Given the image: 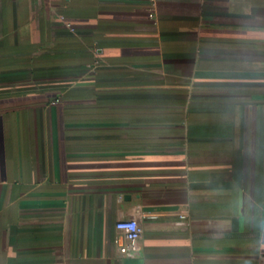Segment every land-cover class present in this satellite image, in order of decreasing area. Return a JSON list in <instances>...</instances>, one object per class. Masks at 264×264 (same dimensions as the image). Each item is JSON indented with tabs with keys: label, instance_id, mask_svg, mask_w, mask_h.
I'll return each instance as SVG.
<instances>
[{
	"label": "crops",
	"instance_id": "0c3cea01",
	"mask_svg": "<svg viewBox=\"0 0 264 264\" xmlns=\"http://www.w3.org/2000/svg\"><path fill=\"white\" fill-rule=\"evenodd\" d=\"M0 264H264V0H0Z\"/></svg>",
	"mask_w": 264,
	"mask_h": 264
},
{
	"label": "built area",
	"instance_id": "2783aa9c",
	"mask_svg": "<svg viewBox=\"0 0 264 264\" xmlns=\"http://www.w3.org/2000/svg\"><path fill=\"white\" fill-rule=\"evenodd\" d=\"M115 229L117 234L114 237V242L121 256L138 248L143 229L136 219L120 218L115 222Z\"/></svg>",
	"mask_w": 264,
	"mask_h": 264
}]
</instances>
